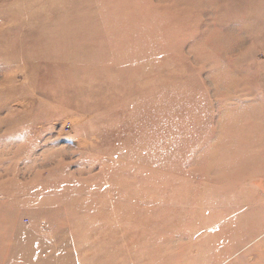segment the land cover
I'll return each mask as SVG.
<instances>
[{
	"label": "rangeland",
	"instance_id": "rangeland-1",
	"mask_svg": "<svg viewBox=\"0 0 264 264\" xmlns=\"http://www.w3.org/2000/svg\"><path fill=\"white\" fill-rule=\"evenodd\" d=\"M0 264H264V0H0Z\"/></svg>",
	"mask_w": 264,
	"mask_h": 264
},
{
	"label": "crops",
	"instance_id": "crops-1",
	"mask_svg": "<svg viewBox=\"0 0 264 264\" xmlns=\"http://www.w3.org/2000/svg\"><path fill=\"white\" fill-rule=\"evenodd\" d=\"M1 262V261H0Z\"/></svg>",
	"mask_w": 264,
	"mask_h": 264
}]
</instances>
